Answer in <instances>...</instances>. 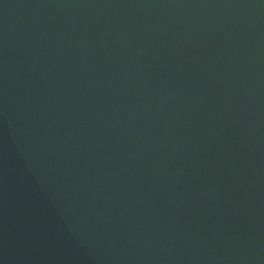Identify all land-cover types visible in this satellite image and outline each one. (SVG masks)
Here are the masks:
<instances>
[{
    "label": "water",
    "instance_id": "obj_1",
    "mask_svg": "<svg viewBox=\"0 0 264 264\" xmlns=\"http://www.w3.org/2000/svg\"><path fill=\"white\" fill-rule=\"evenodd\" d=\"M0 264H264V0H0Z\"/></svg>",
    "mask_w": 264,
    "mask_h": 264
}]
</instances>
